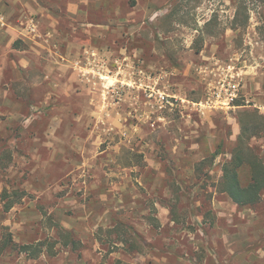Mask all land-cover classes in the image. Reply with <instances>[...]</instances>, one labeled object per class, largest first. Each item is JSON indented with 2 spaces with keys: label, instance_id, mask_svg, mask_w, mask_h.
<instances>
[{
  "label": "rangeland",
  "instance_id": "374dc122",
  "mask_svg": "<svg viewBox=\"0 0 264 264\" xmlns=\"http://www.w3.org/2000/svg\"><path fill=\"white\" fill-rule=\"evenodd\" d=\"M254 112L264 0H0V264H264V190H220Z\"/></svg>",
  "mask_w": 264,
  "mask_h": 264
},
{
  "label": "trees",
  "instance_id": "16d2710c",
  "mask_svg": "<svg viewBox=\"0 0 264 264\" xmlns=\"http://www.w3.org/2000/svg\"><path fill=\"white\" fill-rule=\"evenodd\" d=\"M235 105L239 104L236 103ZM247 116L248 118L240 123L237 144L231 158L222 165L220 179L221 192L225 193L239 207H249L259 203L264 190V162L257 153H254L247 142L264 131V117L255 112L248 113ZM243 170L247 172V182L241 178V171ZM61 235L65 239V244H68V240L72 244L75 242L70 232L65 230ZM33 246L27 243L17 245L10 237H6L1 248L17 249L19 252H32V255L35 256Z\"/></svg>",
  "mask_w": 264,
  "mask_h": 264
},
{
  "label": "built area",
  "instance_id": "2783aa9c",
  "mask_svg": "<svg viewBox=\"0 0 264 264\" xmlns=\"http://www.w3.org/2000/svg\"><path fill=\"white\" fill-rule=\"evenodd\" d=\"M106 76L100 75V79H106ZM226 87L224 90L215 89L211 93L205 96V98L197 103H193L197 111L203 113L208 109L217 108H231L234 107V102L239 95L240 90V79L233 77L225 83ZM223 84L222 86H224ZM157 96L160 102H168L167 95L164 92L158 91ZM172 104V103H171Z\"/></svg>",
  "mask_w": 264,
  "mask_h": 264
},
{
  "label": "crops",
  "instance_id": "0c3cea01",
  "mask_svg": "<svg viewBox=\"0 0 264 264\" xmlns=\"http://www.w3.org/2000/svg\"><path fill=\"white\" fill-rule=\"evenodd\" d=\"M77 4H73V3H70L68 6H67V11H68V15L70 14H75L77 13ZM2 20V19H1ZM76 77V75H75ZM228 197V196H227ZM229 198V197H228ZM230 199V198H229ZM231 200V199H230ZM232 201V200H231ZM233 202V201H232ZM234 203V202H233ZM98 224V223H97ZM96 224V225H97ZM74 225H70V228L68 230H70L72 232V230L74 229L73 227ZM74 231V230H73Z\"/></svg>",
  "mask_w": 264,
  "mask_h": 264
}]
</instances>
